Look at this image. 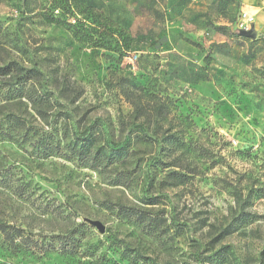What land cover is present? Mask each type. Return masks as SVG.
Masks as SVG:
<instances>
[{"label":"rangeland","instance_id":"1","mask_svg":"<svg viewBox=\"0 0 264 264\" xmlns=\"http://www.w3.org/2000/svg\"><path fill=\"white\" fill-rule=\"evenodd\" d=\"M245 12L256 39L228 33L241 30ZM261 33L264 0H0V64L43 72L33 98L13 97L0 79V217L41 241L82 240L72 254L0 240V264H148L137 255L264 264V198H252V185L264 187ZM127 80L148 94H126ZM10 114L29 129L12 131L19 141L3 135ZM139 122L153 135L194 139L204 157L162 158L139 139ZM87 130L99 144L131 139L128 154L109 163L70 151ZM173 170L189 181L172 179Z\"/></svg>","mask_w":264,"mask_h":264},{"label":"trees","instance_id":"2","mask_svg":"<svg viewBox=\"0 0 264 264\" xmlns=\"http://www.w3.org/2000/svg\"><path fill=\"white\" fill-rule=\"evenodd\" d=\"M91 7H94V5H91ZM50 19V22L55 23H65L63 19L52 16ZM218 29H224L223 27L216 26ZM229 35L233 37H241V38H248L244 35H241L239 33V30L231 28L229 30ZM259 38L264 43V33L259 34ZM42 71L37 66H25L19 61L11 60L7 63L0 64V79H5L6 82L4 84V87H8L9 91H13V97H29L33 98L34 96V81L39 80L42 77ZM128 84V87L125 89V93L127 94L130 89H132L135 92L140 91L141 93L144 92V95L148 92V89H146L140 82L136 80H127L126 85ZM131 87V88H130ZM148 94V93H147ZM159 109L167 108L166 111H168V105L164 102L158 105ZM10 119L12 126L9 128L10 131L5 130L4 136L6 138L15 139L16 141H19V138H16L14 136L12 131H18V135L21 134L23 130H26V134L29 133V129L26 128L25 120L21 118V116L10 114L8 116ZM140 124H136V128L140 131V140L147 142L152 145L159 146L160 150H163V153H159L162 155V158L164 156L172 157L175 155L176 157H179L180 159L186 157L187 155L190 157H204V152H202V147L198 145L197 142H195L194 139L186 140L184 137H181L178 133H171L168 135L163 136H157L153 135L152 133H149L144 128L143 122H139ZM23 136V135H22ZM99 136H97L95 133L90 132V130H87L86 132H83L81 135H77L75 142H72V146L70 147V151L73 153H76L77 155L81 157H86L90 161H97V162H104L107 161L113 162L114 159H117L116 157H122L126 156L128 154V151L126 152L127 148L131 144V139L125 140L121 144H110L106 143L108 140H104V143L99 144ZM74 141V140H73ZM40 146L46 147L48 151H52L53 148L51 147L50 143L46 142V144H40ZM164 155V156H163ZM188 158V157H187ZM115 161V160H114ZM157 163L164 164L165 162L160 158L157 157ZM169 176L177 180L179 183H187L189 181V175L186 173H183L178 170H173L169 172ZM232 189V194L235 197L236 201L238 203H241L243 201V192L242 189L239 187H235L234 184H230ZM229 186V187H230ZM234 186V187H233ZM143 199L144 203H155V202H148L151 197L144 196ZM252 198H264V187H256L255 185H252ZM158 200L157 198H155ZM109 203V202H108ZM106 206L108 208L112 206H118L120 209H124V206L120 203H117L115 205L110 204L108 205L106 202ZM127 214V212H126ZM129 214V213H128ZM127 214V215H128ZM248 213H244L240 219L243 221H246L248 219ZM145 220V216L142 218L141 221ZM252 221H254V217L252 214ZM63 239L60 242H56V239L53 240H47L43 239L42 241L35 238L34 232H30L27 230L26 227L22 226L21 224H17L13 221H9L5 218L0 217V240H2L4 243H6L9 247L19 251L21 249H37V252H41L43 254L50 253V252H60L62 254H72L75 251L81 247L82 240L80 239H74L72 237H69L67 235L62 237ZM68 238V239H67ZM125 257L131 261L134 262V256H132V253L125 252ZM138 259H145V262L148 264H175L170 261L166 262H158L154 260L150 256L146 255H137Z\"/></svg>","mask_w":264,"mask_h":264},{"label":"water","instance_id":"3","mask_svg":"<svg viewBox=\"0 0 264 264\" xmlns=\"http://www.w3.org/2000/svg\"><path fill=\"white\" fill-rule=\"evenodd\" d=\"M239 33L241 35H244V36L252 38V39H256L258 37V31H257V29L255 28L254 25L250 29H241V30H239ZM90 222L92 224H94L95 226H97L100 229L101 232L105 231L106 227L101 221H99V220H91L90 219Z\"/></svg>","mask_w":264,"mask_h":264},{"label":"built area","instance_id":"4","mask_svg":"<svg viewBox=\"0 0 264 264\" xmlns=\"http://www.w3.org/2000/svg\"><path fill=\"white\" fill-rule=\"evenodd\" d=\"M251 21L253 22V18L251 16H248V14L245 12L243 13V16L241 18V22L238 24L239 29H248V24ZM253 24V23H252ZM137 56H134V59H136Z\"/></svg>","mask_w":264,"mask_h":264}]
</instances>
